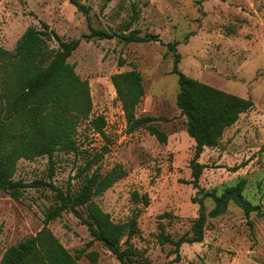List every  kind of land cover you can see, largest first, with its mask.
Returning <instances> with one entry per match:
<instances>
[{
  "label": "rangeland",
  "instance_id": "rangeland-1",
  "mask_svg": "<svg viewBox=\"0 0 264 264\" xmlns=\"http://www.w3.org/2000/svg\"><path fill=\"white\" fill-rule=\"evenodd\" d=\"M72 0H3L0 4V46L14 51L29 27L47 23L66 41L80 40L69 61L89 82L94 115L107 119L109 141L83 123L78 140L83 153L57 152L51 177L48 157L18 163L15 180L29 185L20 200L0 190V260L5 251L44 227L46 213L58 205L56 192L36 182L52 183L67 192L78 188L74 179L85 157L103 153L102 172L123 164L127 177L96 199L116 223L128 222L138 209L139 234L131 243L139 260L151 264H264V217L231 202L225 214L209 219L201 243L174 245L161 242L162 229L174 240L192 235L199 215L198 194L190 181V162L195 141L186 130V118L177 106L179 77L173 72L174 52L168 43H178L179 69L187 76L254 101L251 111L228 129L219 146L206 148L200 162L206 165L200 186L205 192L224 189L246 179L247 200L264 208V0H79L84 14ZM93 30L142 36L158 35L163 43H128L120 38L90 37ZM57 47L56 41L52 42ZM120 61L124 66L120 67ZM137 68L146 95L137 108L138 116L165 118L156 125L168 135L160 143L147 129L128 133L122 105L111 77ZM147 194L149 206L135 204L132 193ZM201 194V195H200ZM207 210L214 207L205 201ZM48 228L74 255L92 243L88 228L66 210ZM101 264H120L113 250L94 241ZM179 254V258L178 255ZM80 264H88L83 257Z\"/></svg>",
  "mask_w": 264,
  "mask_h": 264
},
{
  "label": "trees",
  "instance_id": "trees-1",
  "mask_svg": "<svg viewBox=\"0 0 264 264\" xmlns=\"http://www.w3.org/2000/svg\"><path fill=\"white\" fill-rule=\"evenodd\" d=\"M3 0H0V4ZM204 0H199L201 4ZM84 14L89 9L79 0L71 1ZM90 37L100 39L120 38L128 43H163L158 35L142 36L139 31L129 34L109 33L93 30ZM58 43L57 47L52 42ZM80 40L66 41L47 23L42 28L29 27L19 40L14 51L0 46V190L20 200L22 191L29 185L15 180L18 163L21 160L33 161L48 157L51 177L54 174L55 154L57 152L74 153L79 157L88 151L80 148L78 133L83 123L94 133L109 141L106 134L107 119L104 115H94V102L89 82L83 79L69 59L78 49ZM178 43H168L174 52L173 72L179 77L177 106L186 118V130L195 141L194 156L190 162L192 180L190 183L198 189L201 197L193 199L198 203L199 215L192 225V235H184L174 240L162 232L161 242L175 246L177 253L184 244L201 243L205 239L209 219H215L227 211L231 202L242 208L249 217L257 213L264 217L262 205H255L246 199L244 191L247 180L217 194L205 192L200 186L201 176L206 165L200 162L206 148L220 145L225 132L235 126L241 116L254 107V101L228 93L222 89L193 79L179 69L181 55ZM124 62L120 61V67ZM117 98L128 126V133L144 128L154 135L160 143H167L168 135L156 123L167 121L165 118L138 116L137 108L146 95L141 72L137 68L112 75ZM95 153L85 157V165L78 168L74 179L79 181L74 191L64 192L52 183L36 182L52 188L56 192L58 205L49 209L44 227L35 236L10 246L3 254L0 264H80L85 257L88 264H101L97 251H87L94 241L110 248L120 264H151L140 261V252L131 243L139 234V218L142 211L137 210L126 223H116L106 213L96 199L103 196L116 183L127 177L123 164H116L111 170L102 172L94 169L104 154ZM201 195V194H200ZM212 199L214 207L207 210L205 201ZM135 204L149 206L147 194L140 196L132 193ZM66 210H70L85 225L93 240L78 255L72 254L48 228ZM179 258V254L177 255ZM177 262L171 261L167 264Z\"/></svg>",
  "mask_w": 264,
  "mask_h": 264
},
{
  "label": "water",
  "instance_id": "water-1",
  "mask_svg": "<svg viewBox=\"0 0 264 264\" xmlns=\"http://www.w3.org/2000/svg\"><path fill=\"white\" fill-rule=\"evenodd\" d=\"M114 249V247L113 246H110V250L112 251Z\"/></svg>",
  "mask_w": 264,
  "mask_h": 264
}]
</instances>
